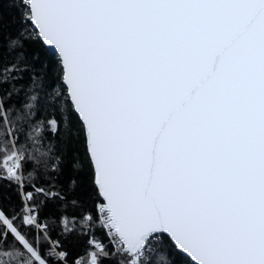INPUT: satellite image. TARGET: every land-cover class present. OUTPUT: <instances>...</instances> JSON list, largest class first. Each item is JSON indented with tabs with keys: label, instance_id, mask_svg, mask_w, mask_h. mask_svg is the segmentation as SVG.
Listing matches in <instances>:
<instances>
[{
	"label": "snow or ice",
	"instance_id": "snow-or-ice-1",
	"mask_svg": "<svg viewBox=\"0 0 264 264\" xmlns=\"http://www.w3.org/2000/svg\"><path fill=\"white\" fill-rule=\"evenodd\" d=\"M0 264H264V0H0Z\"/></svg>",
	"mask_w": 264,
	"mask_h": 264
}]
</instances>
